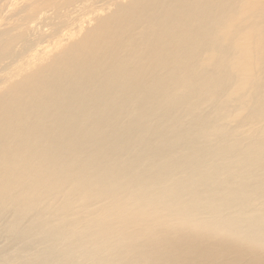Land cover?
Returning <instances> with one entry per match:
<instances>
[{
  "label": "bare ground",
  "instance_id": "6f19581e",
  "mask_svg": "<svg viewBox=\"0 0 264 264\" xmlns=\"http://www.w3.org/2000/svg\"><path fill=\"white\" fill-rule=\"evenodd\" d=\"M0 264H264V0H0Z\"/></svg>",
  "mask_w": 264,
  "mask_h": 264
}]
</instances>
